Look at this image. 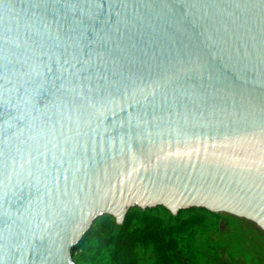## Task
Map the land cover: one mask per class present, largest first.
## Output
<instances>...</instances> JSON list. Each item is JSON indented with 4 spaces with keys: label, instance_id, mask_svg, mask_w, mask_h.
<instances>
[{
    "label": "water",
    "instance_id": "obj_1",
    "mask_svg": "<svg viewBox=\"0 0 264 264\" xmlns=\"http://www.w3.org/2000/svg\"><path fill=\"white\" fill-rule=\"evenodd\" d=\"M156 207L264 231V0H0V264Z\"/></svg>",
    "mask_w": 264,
    "mask_h": 264
},
{
    "label": "rangeland",
    "instance_id": "obj_2",
    "mask_svg": "<svg viewBox=\"0 0 264 264\" xmlns=\"http://www.w3.org/2000/svg\"><path fill=\"white\" fill-rule=\"evenodd\" d=\"M139 210L132 209L128 216ZM143 211L170 221L171 212L164 207ZM196 212L205 214L208 224L197 230L193 239L191 229L176 235L184 264H193V261L195 264H264V231L253 222L227 213L199 209L183 210L178 216L185 219ZM105 217L96 221L93 229L74 249L73 258L77 264H160L152 245L139 242L130 247V243H125V237L119 245L103 240L97 230ZM137 226L142 225L132 222L131 230Z\"/></svg>",
    "mask_w": 264,
    "mask_h": 264
},
{
    "label": "trees",
    "instance_id": "obj_3",
    "mask_svg": "<svg viewBox=\"0 0 264 264\" xmlns=\"http://www.w3.org/2000/svg\"><path fill=\"white\" fill-rule=\"evenodd\" d=\"M134 221L142 226L131 230ZM207 224L208 217L200 212L185 219L170 214V221H166L147 211L139 210L127 216L121 225L117 224L111 216H106L97 230V234L108 243L115 242L117 245L124 237L125 243H130V247H134L139 242L143 245H152L160 264H184L178 251L180 244L176 235L191 229V239H193L196 231L205 228ZM117 230L118 234H116ZM191 255L194 260V255L192 253ZM133 258H135L134 255ZM193 264H195L194 261Z\"/></svg>",
    "mask_w": 264,
    "mask_h": 264
}]
</instances>
